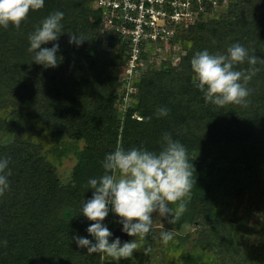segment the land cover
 <instances>
[{
  "label": "trees",
  "instance_id": "trees-1",
  "mask_svg": "<svg viewBox=\"0 0 264 264\" xmlns=\"http://www.w3.org/2000/svg\"><path fill=\"white\" fill-rule=\"evenodd\" d=\"M58 10L63 33L42 45L59 44L58 64L44 67L32 61L28 36ZM214 11L208 4L201 23L173 38L186 51L177 66L163 60L151 67L160 53L142 54L147 64L123 119L120 66L131 50L128 41L101 31L95 0H45L19 27H0V132L14 137L12 143L0 139V157L10 170L9 188L0 195V241H6L0 264H103L101 253L89 254L73 239H92L86 228L93 221L81 214L82 201L94 191L87 181L103 174L101 161L117 145L158 151L165 132L185 145L194 168L187 210L169 223L168 248L178 253L170 264H264V0H231L226 13L211 17ZM76 33L84 38L79 46L69 43ZM103 41L118 44L119 63ZM236 42L257 56L254 66H234L257 69L248 102L206 103L193 85L190 60L204 49L225 53ZM158 106L168 115L157 118ZM70 152L77 163L64 183L50 156ZM119 220L109 212L103 223L112 221L113 232ZM184 224L194 233L177 234ZM105 264H151V257L144 252Z\"/></svg>",
  "mask_w": 264,
  "mask_h": 264
},
{
  "label": "clouds",
  "instance_id": "clouds-1",
  "mask_svg": "<svg viewBox=\"0 0 264 264\" xmlns=\"http://www.w3.org/2000/svg\"><path fill=\"white\" fill-rule=\"evenodd\" d=\"M44 3L45 0H0V27L7 28L9 24L19 27L30 10L43 8ZM63 17V11L52 12L29 34L27 51L32 54V61L44 67L57 66L59 44L42 45L58 40L63 33ZM83 40L77 33L69 35V43L77 46ZM245 61L254 66L257 56L249 55V50L238 42L228 46L225 53L204 49L192 56V82L206 103L217 107L247 104L250 95L247 85L257 69H235V65ZM168 111L166 107L158 106L155 115L165 117ZM8 165L9 160L0 157V195L9 188ZM101 165L103 174L87 181L88 189L94 190L91 198L81 204V214L93 221L86 228L92 239L85 236H74L73 239L79 247L86 248L87 253H101L119 262L122 258L133 257L134 251L142 247L140 241L152 231L154 212L161 217L170 215L169 223L174 224L187 210L194 168L192 162L189 163L185 145L168 132L162 134L158 151L143 146L125 149L117 145L105 154ZM170 204H176L175 209ZM109 212L120 217L121 231L136 239L123 243L118 237L110 240L113 234L103 223ZM172 239L171 230L160 233L163 244ZM0 243L6 244V241Z\"/></svg>",
  "mask_w": 264,
  "mask_h": 264
},
{
  "label": "built area",
  "instance_id": "built-area-1",
  "mask_svg": "<svg viewBox=\"0 0 264 264\" xmlns=\"http://www.w3.org/2000/svg\"><path fill=\"white\" fill-rule=\"evenodd\" d=\"M208 4L215 10L218 0H95L102 11L101 31L121 41H128L131 55L121 66L126 80L122 97L126 106L138 92L135 82L139 69L147 64L145 52H159L172 43L180 30L203 21Z\"/></svg>",
  "mask_w": 264,
  "mask_h": 264
},
{
  "label": "rangeland",
  "instance_id": "rangeland-1",
  "mask_svg": "<svg viewBox=\"0 0 264 264\" xmlns=\"http://www.w3.org/2000/svg\"><path fill=\"white\" fill-rule=\"evenodd\" d=\"M230 3H231V0H223L222 4L215 8V11L211 15V17L217 16L221 13H226L228 11ZM103 43L105 47L109 48L114 58L116 59L119 58L118 53L121 52V49L118 46V44L116 46H112L111 44H109L108 41H103ZM185 52L186 51L182 45H178L172 42L164 46L162 48L161 54L153 58V63L151 64V67H160L159 65L163 60H166V62L171 63L173 66H177L181 62L182 57L185 54ZM120 57L121 58L117 60L118 63L120 62L119 60H122V56ZM116 70H117V67H116ZM117 107H118V112L121 118L123 119L125 106H123L122 103L120 104L118 103ZM0 139H3L5 143H12L14 141V137L12 134H4L2 132H0ZM50 160L53 166L56 168L57 173L59 177L61 178V180L64 183L69 182V180L71 179L73 169L77 163V158L75 154L73 152H70L67 155H64L62 157H59L58 155L55 154V155L50 156ZM152 219H153L152 231L149 234H147V236L142 241H140L142 247L134 251L133 256H135L136 254H142L145 252L150 255L151 264H170L172 258L175 259V257L178 256V253H175L169 250L168 243L163 244L160 240V233L162 231L170 230L169 219L168 217L159 216V214L156 212L152 214ZM111 223L112 221L107 222L106 226L109 228ZM194 230H195L194 226L190 224H184L180 230L178 229L176 231V233L185 235L190 232L194 233ZM133 239H136V237L130 236V240H133ZM253 239L256 240L257 238L254 237ZM109 259H112V258L104 256L103 264H105V262Z\"/></svg>",
  "mask_w": 264,
  "mask_h": 264
},
{
  "label": "water",
  "instance_id": "water-1",
  "mask_svg": "<svg viewBox=\"0 0 264 264\" xmlns=\"http://www.w3.org/2000/svg\"><path fill=\"white\" fill-rule=\"evenodd\" d=\"M121 228H122V226H117V227L114 228V230L112 232L113 239L118 237L121 240L122 243L126 242V241H129L130 236L127 235L126 233L122 232Z\"/></svg>",
  "mask_w": 264,
  "mask_h": 264
}]
</instances>
